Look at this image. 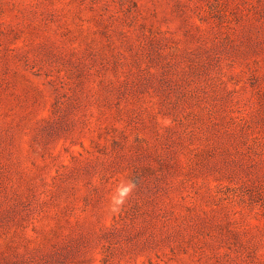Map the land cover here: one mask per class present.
Returning <instances> with one entry per match:
<instances>
[{
    "label": "rangeland",
    "instance_id": "rangeland-1",
    "mask_svg": "<svg viewBox=\"0 0 264 264\" xmlns=\"http://www.w3.org/2000/svg\"><path fill=\"white\" fill-rule=\"evenodd\" d=\"M0 264H264V0H0Z\"/></svg>",
    "mask_w": 264,
    "mask_h": 264
},
{
    "label": "clouds",
    "instance_id": "clouds-1",
    "mask_svg": "<svg viewBox=\"0 0 264 264\" xmlns=\"http://www.w3.org/2000/svg\"><path fill=\"white\" fill-rule=\"evenodd\" d=\"M132 185H128L127 187H124L120 191L121 198L125 197L130 191H131ZM123 199L117 201V203H122Z\"/></svg>",
    "mask_w": 264,
    "mask_h": 264
}]
</instances>
